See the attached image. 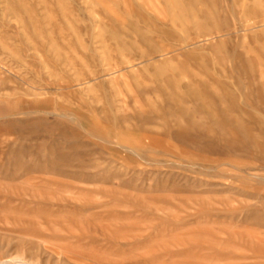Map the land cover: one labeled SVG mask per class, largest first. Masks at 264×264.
<instances>
[{
    "label": "rangeland",
    "instance_id": "374dc122",
    "mask_svg": "<svg viewBox=\"0 0 264 264\" xmlns=\"http://www.w3.org/2000/svg\"><path fill=\"white\" fill-rule=\"evenodd\" d=\"M0 264H264V0H0Z\"/></svg>",
    "mask_w": 264,
    "mask_h": 264
}]
</instances>
